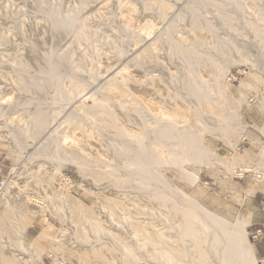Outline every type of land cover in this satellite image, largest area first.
<instances>
[{"label":"bare ground","instance_id":"obj_1","mask_svg":"<svg viewBox=\"0 0 264 264\" xmlns=\"http://www.w3.org/2000/svg\"><path fill=\"white\" fill-rule=\"evenodd\" d=\"M125 2L117 0L116 15L126 28L135 24L130 11L140 4L124 6ZM142 2L150 10L158 8L157 18L149 15L145 22L135 25L144 34L143 43L128 48L125 59L110 70H106L104 53L97 59L96 68L91 66L82 75L57 79L53 92H48L50 97L42 99L46 107L41 105L27 114L41 134L37 140L30 137L32 141L21 152L23 162L13 167V173L34 157L47 155L50 160L54 157L64 162L72 157L93 173L94 178L90 177L97 189H106L98 200L102 203L100 213L94 210L97 201L92 209L82 202L76 209L68 205L69 197L65 202H51L37 195L34 200L43 207L52 205L65 216L54 214L50 219L47 213L45 221L38 218L45 230L33 238L27 236L30 243L21 242L31 258L28 264H43L45 253L63 264H77L85 257L92 258L95 264H258L253 245L247 243L251 220L229 221L209 210L171 180L168 173L175 170L194 182L198 173L188 166L203 160L210 162L215 153L204 142L206 135L218 132L240 138L244 127L239 111L242 102L239 100L238 108L232 110L225 92V73L235 53L255 68L260 64L258 60L264 65L260 58L264 57V0H165L174 8L171 14L162 9L163 0L156 5ZM65 18L69 25H75L71 15ZM53 23L59 24L56 20ZM117 49L119 53L125 50L120 46ZM160 49H164L166 57L158 53ZM130 65L141 69L144 78L127 74ZM32 82V78L26 79V87ZM257 84L261 90L263 77ZM30 97L5 102L8 106L0 104L2 118L8 119L18 106L30 105ZM73 123L75 128L78 125V136L70 131L62 134L63 124ZM9 134L17 141L21 137L17 129H11ZM70 140L73 146L69 150L66 145ZM52 147L53 153L47 154ZM235 156L219 164L241 176L252 172L253 165ZM3 182L1 195L7 187V181ZM63 190L66 195L65 186ZM35 217L31 213L17 218V230L25 235L26 221L33 223ZM59 226L70 230L69 240L60 238L56 231Z\"/></svg>","mask_w":264,"mask_h":264},{"label":"rangeland","instance_id":"obj_2","mask_svg":"<svg viewBox=\"0 0 264 264\" xmlns=\"http://www.w3.org/2000/svg\"><path fill=\"white\" fill-rule=\"evenodd\" d=\"M146 1L154 5L158 2V0ZM116 3L117 0H0V104L8 106L15 100L21 99V101H24L25 98L31 96V102L28 103L31 106L27 103H25L26 105L23 104L25 107L28 106V109L27 107L23 108V105L18 106L12 109L8 119H4L0 115V153L8 154L13 161L10 173L2 177V182L7 181V187L4 195L0 194V264H28L31 258L29 253L21 247V242L27 241V236L33 238L45 230L43 224L38 222V218L45 221L48 215L50 219L54 217V214L60 218L65 216L63 211L56 210L52 205L43 207L41 203L34 200L37 195L51 202H65L66 198L69 197L68 205L76 209H78L80 202L92 209L94 202L97 201L98 204L95 205L94 210L97 213L102 212V203L98 200L103 198L106 189H97L92 179L94 178L93 173L89 169L79 166L80 163L76 158L74 160L72 157H67L65 159H68V162L66 160L64 162L62 159L54 157L50 160L47 155L34 157L27 159L18 173H13L12 169L23 162L21 152L25 150L26 143L31 142L33 138L37 140L41 134L38 125L33 123L34 121L30 117L27 118V114L29 116V113L37 110L41 105L46 107V103L42 99L47 98L53 92L57 79L63 78L65 75L70 76V74L82 75L86 70L92 67L96 68L98 66L97 59L102 57L104 53L106 70H110L113 64H118L125 59L123 58L124 52L128 48L133 47L136 43L141 44L144 42V34L135 25L139 21L145 22V18H150L149 15L152 18H157L158 8L150 10L144 7L142 0H126L124 6L129 3L136 6L140 4L141 6L138 5L130 11L135 24L128 25L125 28L123 22L116 15ZM51 8H53V14ZM162 9L170 14L174 12L171 3L165 2ZM66 15L72 16L74 26L69 25L66 21ZM53 20L59 22L58 26L54 25ZM146 21L148 20L146 19ZM132 36L134 37L132 38ZM106 38L107 40H105ZM109 41L110 44H108ZM103 44L105 45L103 46ZM22 45H24V49H22ZM119 46L125 50L119 53L117 49ZM241 49L248 52L247 49ZM158 53L166 57L164 49L158 50ZM260 58L264 59L263 56H260ZM258 61L260 64L258 68H255L246 62L241 55L235 53L234 58L229 63L227 62L226 71L228 70V73H225L224 80L227 84L225 92L231 102L232 110L238 108L239 100L242 102L239 111L244 127L240 138L233 135L229 138L230 135L227 136L218 132H215L214 135H212L214 132L206 135L204 142H206L208 148L213 149V152L215 150L216 154L214 153L210 162L203 160L188 166L190 170L196 172L195 174L198 173L196 175L197 180L194 182H190L175 170L168 173L171 180L176 181L179 187L189 192L203 206L221 216L223 215L229 221H235L238 218L251 220V222L259 219L264 220V209L254 207L255 203L252 202L251 197L257 191L258 186L259 189L264 190V134H262L264 129V84L261 90L257 88V80L261 77L264 79V65L261 60ZM20 70L22 71L20 72ZM45 71L46 74H44ZM126 72L138 78H144L145 76V73L136 66L130 65ZM24 76L26 77L23 78ZM29 78H32L33 82L31 86L26 87V79ZM35 93L37 95H33ZM46 93V96L43 95ZM38 95L39 97H37ZM11 98L12 101L8 100ZM5 102H10V104ZM51 120L53 119H50V124ZM65 126L69 129L66 127L67 130H65ZM76 128L75 123L63 124L60 131L65 135L70 132L72 135L74 133L77 137L76 133L79 130ZM11 129H17L21 134L19 141L9 134ZM72 146L73 141L70 140L66 147L70 150ZM53 149V147L47 149V154H49V151L52 154ZM259 151H261V154ZM59 153L63 155L61 150ZM233 155L238 156L237 158H241V160L243 159L246 165H253L254 171L246 172L241 176L239 173L230 172L225 166L219 164L220 161L223 164L226 163L229 157ZM237 171L240 172L239 167ZM258 178L261 181H258ZM62 184L68 190L66 195ZM241 184L244 185V193L241 191ZM258 210L262 212H256ZM31 213L36 216L31 221L34 225L27 220V233L23 235L17 230V218ZM47 213L50 214L47 215ZM250 223L247 226V243L251 242ZM60 227L56 229L58 235L61 236L60 238L69 240L70 230H64L63 227H61L62 230H59ZM59 232H62V234H59ZM67 234L69 235L67 236ZM45 241L48 243L49 238ZM30 242L27 241L26 243ZM43 256V264H63L59 259L50 256L48 253ZM88 259L85 257L77 264H95L92 258L88 257Z\"/></svg>","mask_w":264,"mask_h":264},{"label":"crops","instance_id":"obj_3","mask_svg":"<svg viewBox=\"0 0 264 264\" xmlns=\"http://www.w3.org/2000/svg\"><path fill=\"white\" fill-rule=\"evenodd\" d=\"M12 164L13 161L11 160L8 154L4 155V153H0V186L2 183L3 175L10 173L11 171L10 167ZM258 187L255 194L251 196L252 202L255 203L254 207L264 209V190L259 189L260 187L259 188ZM241 191L243 193L245 192V188L243 184H241ZM249 233L251 237V244L254 247L258 264H264V220L262 219L253 220L250 223Z\"/></svg>","mask_w":264,"mask_h":264},{"label":"built area","instance_id":"obj_4","mask_svg":"<svg viewBox=\"0 0 264 264\" xmlns=\"http://www.w3.org/2000/svg\"><path fill=\"white\" fill-rule=\"evenodd\" d=\"M2 185H3V182L1 183V186H2ZM1 186H0V187H1Z\"/></svg>","mask_w":264,"mask_h":264}]
</instances>
